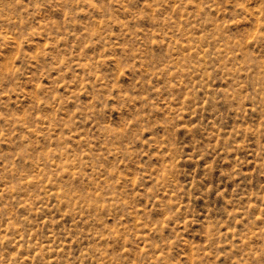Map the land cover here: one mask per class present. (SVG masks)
<instances>
[{
	"label": "rangeland",
	"instance_id": "374dc122",
	"mask_svg": "<svg viewBox=\"0 0 264 264\" xmlns=\"http://www.w3.org/2000/svg\"><path fill=\"white\" fill-rule=\"evenodd\" d=\"M0 264H264V0H0Z\"/></svg>",
	"mask_w": 264,
	"mask_h": 264
}]
</instances>
